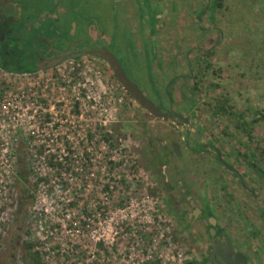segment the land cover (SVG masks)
I'll return each mask as SVG.
<instances>
[{
  "label": "rangeland",
  "instance_id": "obj_1",
  "mask_svg": "<svg viewBox=\"0 0 264 264\" xmlns=\"http://www.w3.org/2000/svg\"><path fill=\"white\" fill-rule=\"evenodd\" d=\"M20 3L23 20L36 22L16 32L20 54L12 65L37 68L42 42L34 37L40 34L84 42L98 31L145 94L182 118L149 113L100 56L79 53L42 67L43 78H55L49 95L56 126L62 124L54 131V157L63 154L57 142L66 140L67 127V162L45 164L43 148L31 157L34 148L5 147L0 264H211L205 220L183 227L169 208L167 195L177 201L184 190L196 203L207 202L248 264H264V175L256 169L264 170V0ZM18 80L0 68V89L15 90ZM77 90L90 93L79 94L86 108L80 119L72 102ZM242 119L252 138L240 127ZM100 233L108 243L97 241Z\"/></svg>",
  "mask_w": 264,
  "mask_h": 264
},
{
  "label": "built area",
  "instance_id": "obj_2",
  "mask_svg": "<svg viewBox=\"0 0 264 264\" xmlns=\"http://www.w3.org/2000/svg\"><path fill=\"white\" fill-rule=\"evenodd\" d=\"M0 68L5 70V72L18 76L19 80L26 79L28 83V85L25 86L21 80H18L17 82H19V85L15 86V90H7L8 88L5 87L0 89V162L1 157L5 154V147L15 148L16 146L22 145L30 149L34 148V152H31V157L33 155L34 157L37 156L38 152L36 148H43V154H40V157L45 164H49L50 161L52 162V160H55L59 166L64 167L67 162L66 154L68 152V150L65 151L64 149L65 145L69 143L67 127L62 130L63 134L66 133V140L61 138L60 141L57 142V145L63 146V154H58L54 157L53 150L55 144L54 131L62 126V124L56 126L54 117L55 100L54 97L49 95L54 94L52 89L54 87L55 78L51 74L43 78L40 75L41 68L23 71L8 70L1 66ZM58 88L63 89L64 86L58 85ZM64 93L62 90L60 91V94ZM72 94H74L72 102L79 105L73 108L74 114L80 119L85 114L86 108H83L81 102L84 96H80L79 94L90 93L86 91L83 93V91L77 90L72 92ZM57 101L62 100L57 99ZM64 104H66V102H63V105ZM72 107L73 104L67 109L62 107L60 111H69ZM79 127L82 129L85 128L81 124H79ZM92 130H96L95 122L93 128H91V131ZM31 160L30 164L32 162ZM98 223L101 225V221ZM109 228L113 229L111 225ZM96 239L102 245L108 243V240L101 233ZM178 255H181V253H178ZM149 257L150 254L146 258L148 259ZM181 260L182 257L179 258V261ZM162 264H165V262H162Z\"/></svg>",
  "mask_w": 264,
  "mask_h": 264
},
{
  "label": "flooded vegetation",
  "instance_id": "obj_3",
  "mask_svg": "<svg viewBox=\"0 0 264 264\" xmlns=\"http://www.w3.org/2000/svg\"><path fill=\"white\" fill-rule=\"evenodd\" d=\"M23 10H24L23 5L20 3V0H0V43H3L5 41H9L10 43H13L17 31H19L20 29H24L25 31H30L34 28L33 25L36 21L28 18L23 20L22 17ZM47 16H51V14L48 11L45 14H43V17L46 18ZM37 37L40 38L39 43L42 42V44L39 45L40 50L38 49L40 54L34 60L36 66L38 65L48 66L47 64L53 62L55 59L58 58L59 61H61L66 54L75 53L76 51L82 48H100L103 45H107L103 42V40L99 36L91 35V31L89 34V39H86L84 42L70 41L69 39L66 41L62 37L61 38L58 36L54 37L53 35L46 36L40 34L39 36H35L34 38ZM152 101L154 102V100ZM154 103L159 108H162L164 111L168 112L167 115L164 117L182 118L181 114L178 111L171 108L170 106H165L163 103L160 102L159 103L154 102ZM146 134L147 135L150 134L149 130L146 131ZM173 145L174 143H172L171 145V151L175 153L173 151ZM153 157L154 158L152 159V161L154 160V162H157L160 159L157 153H153ZM228 168L232 169L233 167L230 164H228ZM168 190L170 189L168 188ZM167 199L171 200L172 204L169 205V208L172 214L176 218H178V223L181 226L188 227L189 225L193 224L195 221L199 219L205 220L210 238L209 240L210 248L208 249V255L211 249L212 238L214 239L215 242H219L222 236H227L226 233L222 231V229H219L220 227L217 225V218H216V223L214 225L215 233L213 236L210 235L209 226L211 224L208 218L211 215L207 214L206 212L207 209H210L207 202H204V204L196 203L193 200L190 193L187 192L186 190L183 191V194L177 201L174 194L172 193L167 195ZM186 203L188 204L187 207L184 206V204ZM212 215L215 216L214 213ZM222 244L223 243L221 242L220 246H222ZM216 258L219 260L218 256Z\"/></svg>",
  "mask_w": 264,
  "mask_h": 264
},
{
  "label": "water",
  "instance_id": "obj_4",
  "mask_svg": "<svg viewBox=\"0 0 264 264\" xmlns=\"http://www.w3.org/2000/svg\"><path fill=\"white\" fill-rule=\"evenodd\" d=\"M79 53L97 55L102 57L112 68L114 74L116 75L117 79L121 83V85L125 88V90L149 113L156 117H164L167 115L168 112L164 111L162 108H159L141 89V87L133 81L126 71L124 70L119 58L114 54L107 45H103L100 48H82L75 53L66 54L64 57L67 56H75ZM59 61L55 59L53 62H50L47 65L56 64ZM44 66L38 65L37 68H42ZM187 122V119H184ZM196 135L198 136V131H195ZM217 159L223 163L226 167H228V163L221 157L219 149L214 147ZM173 151L175 154H179V147L178 144L174 143ZM198 209V208H197ZM210 222L209 232L210 235H214L215 233V223H216V216L211 215L208 218ZM223 243L220 246V243ZM218 256L219 260L224 264H248V259L246 255L239 249H236L233 245L232 241L228 236H222L219 242H215L212 238L211 249L209 251L208 259L214 263H217L219 260L216 258Z\"/></svg>",
  "mask_w": 264,
  "mask_h": 264
},
{
  "label": "trees",
  "instance_id": "obj_5",
  "mask_svg": "<svg viewBox=\"0 0 264 264\" xmlns=\"http://www.w3.org/2000/svg\"><path fill=\"white\" fill-rule=\"evenodd\" d=\"M217 1V0H216ZM28 19H31L30 16L27 17ZM25 31L24 29H20V32ZM27 32V31H25ZM20 54V50L16 48L15 45H13V43H10L9 41H5L4 43H2V47L0 48V66L4 69H8V70H16V71H23L26 67L24 66H18V65H12L13 62H15V60L17 59V56ZM121 62V61H120ZM122 64V63H121ZM124 68V67H123ZM37 69L36 67H33L31 70H35ZM125 70V69H124ZM168 91V89H167ZM169 92V91H168ZM218 109L222 110V111H226V106L223 103H219L218 104ZM239 124L241 125L240 127L243 128V130H245V132L247 133L249 138H252L251 135V129L247 126V122H245L244 119H242L241 121H239ZM154 162V160H153ZM261 174L264 175V170L260 169V168H256ZM158 174L160 173V169H157ZM39 179H42L40 177H38ZM37 179V178H36ZM27 187L22 186L21 187V192H20V202H22V204L25 203L26 199H28V193H27ZM207 214L212 215L213 212L210 209L206 210ZM221 229V228H219ZM26 246L28 248H30L31 244H26ZM34 256L35 259L37 258L36 253L34 252ZM208 259V258H207ZM211 264H215L214 262L211 261Z\"/></svg>",
  "mask_w": 264,
  "mask_h": 264
},
{
  "label": "crops",
  "instance_id": "obj_6",
  "mask_svg": "<svg viewBox=\"0 0 264 264\" xmlns=\"http://www.w3.org/2000/svg\"><path fill=\"white\" fill-rule=\"evenodd\" d=\"M130 2H131V0H126V4H127V3L129 4ZM130 8L134 11V8H132V6H131ZM174 12H175V11H174ZM177 13H178V12H177ZM95 33H96V34H94V35H97L99 32H98V31H95ZM91 35H93V34L91 33ZM94 35H93V36H94Z\"/></svg>",
  "mask_w": 264,
  "mask_h": 264
}]
</instances>
